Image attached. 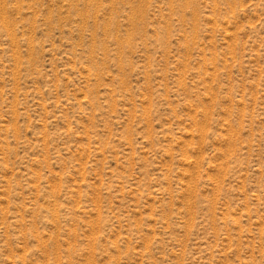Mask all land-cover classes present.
I'll list each match as a JSON object with an SVG mask.
<instances>
[{"label":"rangeland","instance_id":"obj_1","mask_svg":"<svg viewBox=\"0 0 264 264\" xmlns=\"http://www.w3.org/2000/svg\"><path fill=\"white\" fill-rule=\"evenodd\" d=\"M0 264H264V0H0Z\"/></svg>","mask_w":264,"mask_h":264}]
</instances>
